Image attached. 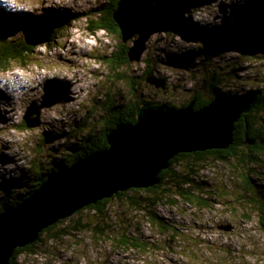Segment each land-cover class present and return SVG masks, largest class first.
<instances>
[{"label": "rangeland", "instance_id": "rangeland-1", "mask_svg": "<svg viewBox=\"0 0 264 264\" xmlns=\"http://www.w3.org/2000/svg\"><path fill=\"white\" fill-rule=\"evenodd\" d=\"M182 1L163 0L176 5L172 20L179 31L153 35L139 62L114 67L112 60H123V39L97 28L110 0H0V25L9 39H24L23 25L30 20L67 22L51 41L34 47L26 67L19 61L0 70V209L9 195L7 202L14 203L28 193L24 175L36 163L44 170L65 166L64 157L76 152L70 148L84 147L82 140L100 129L106 104L114 99L131 106L143 100L179 106L196 92L210 97L212 78L221 83V93L233 96L263 88L264 0H191L193 6H177ZM89 26L92 35L86 36ZM221 29L244 32L247 44L239 38L231 47L217 46ZM122 44L130 48L134 39ZM147 71L165 80V88L148 83ZM34 109L40 114L31 119L38 118L39 125L22 126ZM250 157L256 163L243 161ZM234 158L189 159L198 162L189 192L194 201L160 204V226L129 205L134 194L129 192L110 203L103 234L92 231L97 218L85 210L44 234L36 254L25 252L16 264H264V209L257 202L263 198L244 181L252 177L264 190V154L244 145ZM123 233L140 238L145 248L120 246Z\"/></svg>", "mask_w": 264, "mask_h": 264}, {"label": "water", "instance_id": "water-1", "mask_svg": "<svg viewBox=\"0 0 264 264\" xmlns=\"http://www.w3.org/2000/svg\"><path fill=\"white\" fill-rule=\"evenodd\" d=\"M123 42L134 39L131 62H139L155 34L175 32L170 4L163 0H119L114 14ZM67 22L31 23L25 27L30 46L50 41ZM156 88L166 81L148 75ZM217 98L200 109L192 101L186 107L143 106L136 123H121L107 136L109 148L63 166L48 176L25 201L0 214V264H11L16 250L36 243L43 231L81 209L131 189H148L161 182V173L182 153L228 150L234 143L235 125L253 102ZM34 109L26 117L30 128L39 125ZM246 144H254L247 134ZM225 229H231L226 227Z\"/></svg>", "mask_w": 264, "mask_h": 264}, {"label": "trees", "instance_id": "trees-1", "mask_svg": "<svg viewBox=\"0 0 264 264\" xmlns=\"http://www.w3.org/2000/svg\"><path fill=\"white\" fill-rule=\"evenodd\" d=\"M165 1V0H164ZM118 2L119 0H110V2H108L105 6V8L103 9V11L101 12L102 17L99 18L98 20V27L99 29H103L105 31H107L109 34L113 33V34H118V36L120 37V39L122 38V34H121V30L118 26V24L116 23L115 19H114V14L116 12V10L118 9ZM182 5H177L179 7L182 6H193L191 4H193V2L191 0H184L182 1V3H180ZM172 12H173V8L176 5H170ZM177 8V7H176ZM102 10V9H101ZM175 10V8H174ZM33 20L28 21L26 24H24V29L25 27H27L28 25H30L32 23ZM180 27V24L177 23ZM9 27V26H6ZM89 30H91V26H89ZM195 31V30H194ZM177 32V31H176ZM90 33V31H89ZM198 33V32H197ZM56 34V30L53 33L50 41L52 40L53 36ZM92 34V33H90ZM218 34V42L217 46H225V47H231L235 41L239 38L243 39L244 43L247 44L248 42V36L243 33H238V32H234L233 30H219ZM252 38V36L250 37ZM264 38V35L261 37ZM121 42V41H120ZM123 42H121V49L123 48V52H124V56H123V60L121 59H114L111 61V65L116 67V66H121V65H127L129 64L130 58H129V47H124V45L122 44ZM207 46H209V44L207 43ZM125 48V49H124ZM34 51V47L30 46L26 43L25 38L22 39L21 41H16L14 39H9L5 33H4V27L2 25H0V70L2 72H6L8 70H10L14 64H17L19 61H22V66L26 67L28 65V62L26 61L27 57L29 54H31ZM148 75H152L155 76L154 72L152 71H147L145 73V77L147 79ZM121 76V75H120ZM122 77V76H121ZM221 83L219 81H217L215 78L211 79V82L209 83V93L210 94H215V92H220V90H218L220 88ZM138 88V84H136L135 82L132 83V89H134V91ZM131 93L134 95L135 92H133V90H131ZM245 98H249V100H251L254 104V111H256L257 113L260 112L261 106L264 104V78H263V88L261 89H250L249 91L244 93ZM223 96V95H222ZM235 97V96H234ZM193 98H197L198 100H208V101H204V104L199 105V109L202 108L203 106L207 105L210 103V100L208 99V97H204L202 95H200L199 93H194ZM117 99V98H116ZM221 99V97H220ZM191 101V100H190ZM189 102H184L179 106L176 105H168L170 108H182V107H186L190 104ZM248 100H244L241 103H244ZM145 105H150L153 108H158L159 106H161L160 103H153L150 101H146L143 100L142 102H138L136 105H130L129 103H123L120 104L119 101L115 100L112 101L110 104H106V110H107V115L108 116H104L103 119V125L99 126L100 129L95 130H90L91 132H89L84 139L82 140V142L84 143V147L82 148V146L80 145L81 143H79L78 146H73L70 148V152H75V154H71L69 153L68 157H64L67 164L65 166L69 167L71 165H73L74 163H76L79 159L85 158L89 155L98 153L100 151H103L105 149L109 148V144H108V134L117 127V125L121 124V123H136L138 120V111ZM251 112V111H250ZM248 114V113H245ZM248 122V121H247ZM250 125H252L253 120L250 119L249 120ZM22 126H28L27 125V121H25L24 125L22 124ZM19 128V127H18ZM21 128V127H20ZM251 134V133H250ZM247 141V136L242 137V139H239L237 133H234V143L231 146L230 149L228 150H224L221 153H217V151H206V152H197V153H191V154H185L182 153L179 156H177L175 159H173L171 161V165L168 169L164 170L160 177H161V182L159 184H157L154 187L148 188V189H131L129 191L126 192H120L117 195H115L112 198L109 199H104L99 201L97 204L95 205H91L88 207H85L83 209H81L80 211H78L77 213H82L85 210H89L90 212H94V217L97 218L96 221H92V227H93V232L95 233H102V226L106 225L107 222V216H108V210H109V205L110 203L115 200L116 198H123V197H127V194L129 192H133L134 194L129 196V205L133 206L136 209H141L143 211L146 212V214L148 215V218L151 220L152 224L156 225V226H160L161 224L159 223V220H161V218H159L157 216V208L160 204H170V205H176L177 204V199L178 198H183V199H187L190 202L194 201L192 196L189 192L191 191V187L195 184V181L193 179V176L195 175V170L197 168L198 162H200L201 160H205L207 158V156H214V157H218V158H222V160H226V159H232V158H236L238 150H239V146L243 145V143L245 145H247L245 142ZM78 147V149H76ZM247 148L249 149L250 152L252 153H256L261 151V153L264 154V144L261 142V144H258L256 146H249L247 145ZM213 154V155H212ZM234 158V159H235ZM189 159H194L195 161H198L197 164H191V160ZM70 160V161H69ZM256 159H254L253 157H250V159L245 160V158L243 159V161L246 163L251 164L252 162H255ZM185 162L186 163V167L184 168L183 166H181V162ZM253 164V163H252ZM179 166V170L176 169ZM31 170V169H29ZM34 170V171H33ZM58 169H53V170H49V169H43L41 167H39V164H35L34 167H32V173L31 171L28 172L26 175H24V180L28 179V183H30V188L28 189V193L26 195H24L23 198H20L21 200H18L17 202L14 203H9L7 202L8 200H10V195L9 197L6 199V206H4L2 209H0V214H2L3 212H5L6 210L13 208L17 205H19L20 203H22L23 201H25L32 193H34L35 191H37L42 184L48 179V176L54 172H57ZM30 174V175H29ZM30 177V178H29ZM21 180V178H20ZM244 181L247 184L249 189L252 188H256V190H258V192L260 193V195L262 196V200L258 199V203L262 206V208L264 209V190H262L261 188H259L257 186V181L255 179H253L252 177H244ZM256 183H255V182ZM21 184H17L18 187ZM190 195V196H189ZM205 206H207V202L204 203ZM76 213V214H77ZM69 219V218H68ZM67 220V219H65ZM65 220H61L60 222H58L57 224L45 229L43 231V233H41L40 239L27 247L24 248H19L16 250V253L14 255V257L12 258L11 264H16L18 258L25 252H31L33 254L35 253V246L37 244L40 243L41 238L44 234H50L52 233V231L54 229H56L60 224H63V222ZM83 228L86 227V225L81 224ZM118 225H113V228H116ZM166 229L168 227H165ZM54 237V236H53ZM118 243L120 244V246H125V247H129L132 249H144L145 248V243H143L141 241L140 238L138 237H131L129 236L127 233H123L121 235H119V239H118Z\"/></svg>", "mask_w": 264, "mask_h": 264}, {"label": "flooded vegetation", "instance_id": "flooded-vegetation-1", "mask_svg": "<svg viewBox=\"0 0 264 264\" xmlns=\"http://www.w3.org/2000/svg\"><path fill=\"white\" fill-rule=\"evenodd\" d=\"M222 95H223V98L233 100V101L238 100V101L243 102L245 99L249 100V98H245V95L241 94V93H238V95L234 97L233 95H230L228 93H220V92H218V93L215 92V94L214 93L211 94L210 97H208V99L211 102L217 98H220ZM192 101L195 102V109H199L200 103L204 104L203 102L208 101V100H205V99L204 100H198L197 98H193L190 102H192ZM254 109L255 108H253L251 110V112H249L248 114H243L241 119L235 125V132L237 133L239 139H242V137L247 136V134H248L251 137V139L255 141L254 145H251V146H256L258 144H261V142L264 144V104L261 106L259 113L254 111ZM250 119L253 120L254 125L252 128V131L247 133V125H248V129L251 128L250 127L251 125L249 122ZM244 145L245 144L243 143V145H240L241 147L239 146V151L242 149V147ZM247 145H249V144H247ZM221 152H222L221 150H217V153H221Z\"/></svg>", "mask_w": 264, "mask_h": 264}, {"label": "bare ground", "instance_id": "bare-ground-1", "mask_svg": "<svg viewBox=\"0 0 264 264\" xmlns=\"http://www.w3.org/2000/svg\"><path fill=\"white\" fill-rule=\"evenodd\" d=\"M201 27V26H200ZM14 78V77H13ZM56 78V77H55ZM55 78H53V80H56ZM63 79H65V77H63ZM18 81V80H17ZM56 81H59V80H56ZM9 82H10V85L11 86H14L15 84H16V78L15 79H10L9 80ZM55 84V83H54ZM53 84V85H54ZM25 86H21V88H24Z\"/></svg>", "mask_w": 264, "mask_h": 264}, {"label": "clouds", "instance_id": "clouds-1", "mask_svg": "<svg viewBox=\"0 0 264 264\" xmlns=\"http://www.w3.org/2000/svg\"><path fill=\"white\" fill-rule=\"evenodd\" d=\"M7 2L11 3V2H12V0H7Z\"/></svg>", "mask_w": 264, "mask_h": 264}]
</instances>
